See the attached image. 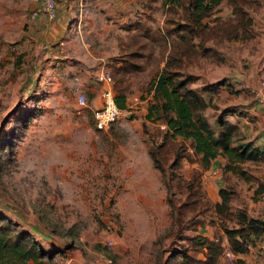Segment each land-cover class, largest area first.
Segmentation results:
<instances>
[{
    "label": "rangeland",
    "instance_id": "1",
    "mask_svg": "<svg viewBox=\"0 0 264 264\" xmlns=\"http://www.w3.org/2000/svg\"><path fill=\"white\" fill-rule=\"evenodd\" d=\"M37 2L0 0V219L36 243L41 264H177V250L183 247L200 257L201 249L188 237L222 239L221 222L237 225L236 215L221 217L215 211L222 187L231 191V212L242 209L248 216L264 217V194L255 193L257 184L264 183V159L242 163V175L224 171L221 156L213 161L221 167L217 172L212 165L203 168L197 157H183L179 166L170 167V153L161 168L154 164L149 150L162 140L164 126L144 115L153 101L150 80L164 65L170 40L176 39V32L168 33L182 20L180 9L162 0H138L140 9L110 16L101 7L106 30L101 32L102 25L90 34L88 28L97 25L90 14L107 0H87L79 40L72 33L54 38L50 23L31 16ZM242 5L252 19L251 37L208 40L204 44L214 53L182 57L179 71L196 76L191 86L201 89L209 80L224 79L226 84L212 93V99L224 102H211L205 117L216 130L219 108L248 112L239 128L243 137L234 141L251 139L264 152V133L255 131L264 128V114L252 92L264 78V0ZM231 12L223 0L203 21L212 24ZM133 13L125 21L114 20L113 27L108 22ZM86 38L101 39L91 55L81 40ZM98 53L106 55L105 66L111 69L119 61L128 64L114 76L132 105L101 130L90 108L101 84L84 72L93 75L92 69H99L102 61L94 62ZM79 90L88 107L77 112ZM255 107L259 115L251 113ZM195 169L198 189L189 196L185 183ZM261 259L224 255L223 264H264Z\"/></svg>",
    "mask_w": 264,
    "mask_h": 264
},
{
    "label": "trees",
    "instance_id": "2",
    "mask_svg": "<svg viewBox=\"0 0 264 264\" xmlns=\"http://www.w3.org/2000/svg\"><path fill=\"white\" fill-rule=\"evenodd\" d=\"M223 0H162L163 4L173 5L181 10L182 20L169 30L168 35L176 32V39L169 42L163 67L150 80L153 90V101L147 107L145 119L160 122L164 126L163 137L159 143L152 144L150 154L155 166L161 168L167 162L168 153L172 159L170 167H177L183 157H197L203 168L213 166L217 157L224 158V171L245 174L242 163L249 160L264 159L261 147L250 139L238 140L243 137L240 125L226 118L228 114H243L234 106H226L215 115L216 130L205 117L203 111L212 100V93L217 92L226 84L224 79L204 83L203 88L192 87L195 77L191 73H180L182 57L193 58L214 53V49L204 43L208 40L216 42L219 39H248L251 37L252 19L243 7L246 0H226L232 6L231 15L225 18H215L214 22L203 21L210 16L216 6ZM198 39L196 42L195 40ZM126 61L117 62L109 68L113 79L114 100L121 109H127V94L123 88L115 84V72L124 73L127 70ZM241 129V128H240ZM220 167L218 164L214 165ZM213 166V167H214ZM221 168V167H220ZM197 170L193 171L191 181L185 183L187 195L197 192ZM255 193L264 194V183L260 182ZM231 191L226 187L219 190L220 200L215 202V211L221 216L236 215V226H228L221 222L225 240L209 238L203 235L188 237L195 249H201L202 256L191 255L183 247L177 250L180 260L177 264H223L225 246L236 254H244L248 242L259 237L264 232V217L248 216L242 209L231 212ZM196 198L192 200L195 205ZM185 203V202H183ZM42 251L28 236L13 232L0 219V264H26L33 260L41 264ZM242 262L239 261L238 264Z\"/></svg>",
    "mask_w": 264,
    "mask_h": 264
},
{
    "label": "crops",
    "instance_id": "3",
    "mask_svg": "<svg viewBox=\"0 0 264 264\" xmlns=\"http://www.w3.org/2000/svg\"><path fill=\"white\" fill-rule=\"evenodd\" d=\"M60 1V2H59ZM86 2L87 0H56L57 2V14L56 17L53 19H49L47 18L45 15L43 14H39L37 17H39V22L42 24H47L50 23L49 27L52 29V35L54 38L58 37V36H63L64 34H68V33H72V34H78L79 36V40H80V36H82V32L85 31V20L87 17V14L85 12V9L83 8V2ZM95 2H103L104 0H94ZM138 0H107V3H102V4H97V8H95L93 10V12H91L90 15H92V17L94 19L97 18V25H91L90 28H88L89 30L86 33H90L93 34L95 31H100V27H103V30L101 32H104L106 29L104 28L105 24L103 23V14H101V10L100 8L102 7V9H105L106 14L110 15V16H117L120 13L126 10H138L140 9L139 4L137 3ZM118 13V14H117ZM100 15V16H99ZM130 16H136V14H125L122 18H115V19H109L108 22L111 23V26L113 27V23L115 21L118 22H122L127 20L128 18H130ZM115 20V21H114ZM99 25V26H98ZM88 34L87 37H91V35ZM84 37V35H83ZM86 37V36H85ZM83 42V45L86 47L85 49L87 50V52L89 53V55H91L90 53H93L94 50L93 48H95L96 46H98V44L101 43V39L98 38L97 42L96 40L93 39H87L86 41H84L83 39H81ZM100 41V42H98ZM97 44V45H95ZM92 51V52H91ZM56 53V52H55ZM93 57V56H92ZM105 57L106 55L104 54H95L94 55V62H99L102 61V63H100L99 69L100 68H104L106 70H108V67L105 66ZM90 61V60H89ZM93 63V62H92ZM98 68V67H97ZM99 69H92L93 71V75L90 74V71L88 69L84 70L85 73H87L90 76L94 77V73L99 70ZM261 69V68H260ZM262 73H264V68H262L260 70ZM197 75V74H196ZM75 77L77 78V76L75 75ZM79 77V76H78ZM79 79V78H78ZM215 80H209V82H212ZM210 96H213V94H211ZM128 100V99H127ZM216 99L213 98L211 100V102H214ZM217 104L224 102L223 100H219L217 99ZM98 103V94L95 96L94 99V104L93 105H97ZM128 103V102H127ZM231 105L232 102H228L223 104V107L226 105ZM210 107V106H209ZM256 108V107H255ZM243 109V108H241ZM248 109V108H247ZM252 109V108H251ZM220 110V108L218 109V111ZM217 111V112H218ZM245 112H247L244 109ZM259 108L257 107L256 109L252 110L251 113L259 115L258 113ZM246 114V113H244ZM244 114H228L226 116L227 119L231 120V121H235L237 122L240 126H243V122L245 118H248L249 114L247 112V115ZM216 116V115H215ZM263 116V115H262ZM261 116V117H262ZM263 122H264V116H263ZM256 133H259L257 135H260L261 133H264V128H260V125L258 126L257 129H255ZM245 133V132H244ZM246 135V134H245ZM223 239L225 240V235L223 236ZM249 255L248 254H239L238 257L241 259L247 258ZM261 259V258H260ZM261 263L264 261V258H262ZM241 264H248V263H244L242 262Z\"/></svg>",
    "mask_w": 264,
    "mask_h": 264
},
{
    "label": "built area",
    "instance_id": "4",
    "mask_svg": "<svg viewBox=\"0 0 264 264\" xmlns=\"http://www.w3.org/2000/svg\"><path fill=\"white\" fill-rule=\"evenodd\" d=\"M39 14L45 15L49 19H53L57 14L56 0H38L33 10L31 11L32 17H37ZM95 78L101 84V89L98 95L97 105L90 106L91 116L94 126L101 130L106 129L112 122L118 119L125 109L119 108L114 100L115 92L113 90V79L109 70L100 68L95 72ZM75 79H77L75 77ZM253 95L256 104L260 107L264 114V78L258 81V84L253 87ZM136 98V97H134ZM77 112L82 108L88 107L87 97L82 90H79L76 96ZM131 104L127 103V108H131ZM218 167H213V172H217ZM264 237V232L259 238H254L246 245L245 254H248L253 260L258 261L264 251V242L261 237ZM111 240L107 241L110 245ZM224 254L230 260L238 257L239 254H234L228 245L225 246Z\"/></svg>",
    "mask_w": 264,
    "mask_h": 264
}]
</instances>
